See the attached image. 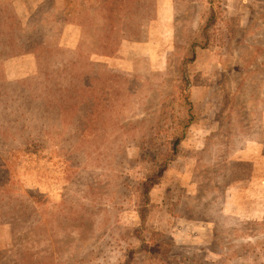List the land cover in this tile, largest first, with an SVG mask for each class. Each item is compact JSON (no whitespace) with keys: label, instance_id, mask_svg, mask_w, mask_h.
I'll list each match as a JSON object with an SVG mask.
<instances>
[{"label":"rangeland","instance_id":"rangeland-1","mask_svg":"<svg viewBox=\"0 0 264 264\" xmlns=\"http://www.w3.org/2000/svg\"><path fill=\"white\" fill-rule=\"evenodd\" d=\"M71 2L72 0H63L60 4V17L68 13L75 14L74 11L79 13V9ZM149 2L156 5L154 15L150 13V16L152 22H157L150 24L151 20L139 19L133 26L132 20L131 25L129 24L132 29L126 33L124 46L112 58H106L99 52L103 50L105 54H110L111 50L96 47L100 49L97 51L89 41L85 43L84 51L75 48L79 44L76 43L77 37H89L88 29L83 32L81 28L72 26L75 18L73 21L69 18L67 22L70 25L66 24L65 28L64 25L51 27L55 29L49 31L45 36L47 40H44L45 43L43 41L54 51H77L75 55L81 66L91 59L89 64L94 72L89 67L83 69L78 65L73 71L76 80L73 85L80 93L102 79L97 87L106 94L103 98L106 109L111 103L108 100L112 101V96L116 99L120 95L116 110L105 117L108 118L109 128L120 124L122 129H119L118 135L124 137L97 140L96 137L101 132L99 123L91 128L86 121L83 123L86 133L94 142L85 140L80 129H76V116L71 111H66L69 104L49 99L52 96L53 99L60 97L58 91L48 95L41 89L22 85L25 82L23 80L35 73V65L23 74L14 71L9 73L10 66L2 65L4 58L16 55L24 43L14 41L13 44L6 40L5 53L0 58V82L6 85L23 81L18 87L21 89L20 96L16 97L18 102H14L11 96L6 103L17 104L8 106L16 107L20 111L18 116L24 114L22 124L27 125L26 135L34 142L33 144L28 140V144H33L36 153L23 160L16 168L0 166V264H78L80 255L88 253V247L92 250L95 244L102 255L108 256V260L115 259L117 251L108 241H112L111 237L122 238L126 232L136 229L139 220L133 211L123 212L118 215V220H112L113 224L107 232L101 230L108 219V211L113 208L111 198L115 196L112 189L117 188V185L121 187L112 176L114 158L121 147L139 144V133L145 132L144 127L152 120L161 117L163 106L160 101H164L165 95L170 93L180 77L185 55L193 42L197 43V60L189 70L194 84L214 82L209 99L211 102L207 104L210 115L204 119V101L196 103V114L198 117L202 116L203 122V125L197 127L200 137H195L193 141L188 139L184 143L183 164L172 170L154 189L152 208L155 210V218L157 224L170 227L166 223L167 213L160 208L163 205L165 207L169 199L173 198L174 201H169L166 207L182 198L181 193H190L194 196L193 201L188 202L189 206L195 213L203 214L208 222L181 221L179 229L182 233L188 235L193 232L195 237L207 245L216 231L240 238L250 244L246 247L245 255L251 258L232 264H264V217H254L251 218L253 221H247L242 216L241 220L233 221L219 214L227 205L228 193L232 194L227 190L228 186L219 184L221 174L226 172L236 179L247 181L253 177V170L250 171L251 167L254 169L253 163L264 178V146L258 144L264 143V0H226L219 9L222 10V15L209 25L204 40L200 38L206 24L209 0ZM29 7L30 4L23 5L14 19L0 20V36L2 32L8 33V30L9 36H16L15 32H18V36H24L21 31H25L26 26L21 22L25 23L30 18V13L37 8L36 4H32V10ZM66 7H69L68 11ZM97 13L95 11L93 15ZM90 21L102 23L98 15ZM51 36L57 38L53 39ZM206 44V50L202 51ZM53 65L54 63L49 68L50 71ZM60 67L64 68L63 65ZM214 67L212 72L203 73ZM40 70L43 71L41 76L47 67L42 66ZM9 75L27 76L11 80ZM134 77L139 78L137 83L127 82ZM218 83H223L222 89L217 88ZM108 88L111 90L109 93ZM79 98L85 99V96ZM72 101L74 104L75 101ZM92 109L88 104L89 114ZM10 116L11 113L0 108V128L4 126L3 130L7 129ZM20 132L21 129L16 133L9 132L7 136L1 134L0 160L8 162L9 152L25 142ZM218 136L220 138L217 142L224 149L216 151L212 148L211 141ZM91 142L93 143L90 144ZM224 143H230V147L227 148L229 144L226 146ZM100 144L104 148L93 152V148ZM192 148L197 151L193 158L200 161L194 174L196 187L185 185L181 181L191 175L192 163L187 165L185 158L192 157ZM135 177L134 174L133 178ZM258 193H264V185L259 186ZM17 195L39 197L50 204L43 209L35 200H31L25 207H21ZM207 196L208 202H202ZM186 197L187 195L181 200H187ZM66 198L69 199L67 206L54 208L55 204L58 205ZM113 201L116 203L114 199ZM212 203L214 205L210 210L208 205ZM179 212L186 220L192 217L183 210ZM220 243L223 246L226 244L225 240ZM92 261L93 258L88 257L85 264H92Z\"/></svg>","mask_w":264,"mask_h":264},{"label":"trees","instance_id":"trees-1","mask_svg":"<svg viewBox=\"0 0 264 264\" xmlns=\"http://www.w3.org/2000/svg\"><path fill=\"white\" fill-rule=\"evenodd\" d=\"M225 1L209 0L210 6L207 8L205 15L206 24L202 30L200 40H204L207 37L209 25L222 15V10L219 11V9H221ZM215 8H218V10ZM150 10L151 8L147 4L141 8V3L138 0H105L95 10L98 12L95 15L99 16V20L105 22V24H102L103 26L101 25V31H98L97 43L100 42L99 46L97 44L95 46L106 47L105 49H110L111 53L114 54L121 46V40L126 38L127 31L130 28L132 29V26H130L132 20L141 14L145 16L149 15ZM95 11H91L80 17L85 19L81 21L85 22L84 27L86 29H90L93 27L92 25H95L93 21H90L95 17L93 15ZM85 43V41L79 42L76 47L80 48V51H84L82 47ZM206 46L207 44L202 48L205 49ZM196 47L197 43L193 42L189 52L185 55L180 77L175 81L170 93L165 95L164 101H160L163 106L161 117L152 120L150 124L144 127L145 132L139 133L138 136L141 137L139 144L121 147L114 158L115 166L112 176L115 177L117 183H120L121 187L117 185V188L114 187L112 189L113 196H115L111 198L113 208L108 211V219L101 230L102 232H107L106 230L113 224L112 220H118V215L127 211H133L137 214L139 225L136 229L126 232L122 238L116 239L111 237L112 241H108L109 244L114 245L117 251L114 260H108V256L102 255L95 244L92 250L88 247V253L80 255L78 264H85V260L88 257L93 258L92 264H230L238 257L242 259L251 258L249 255H245L246 247L250 244L247 241H239L240 238H233L223 232L216 231L212 236L213 239L207 245V243H203L199 238L195 237L193 232V234L189 233L188 235L182 233V230L179 229L181 221L208 222V219L203 214H197L192 210L187 200L171 202L167 207L174 221V226L170 233H164L147 226L149 208L151 206V194L159 181L174 166L180 164V153L186 140L187 132L197 118L195 114L196 107L193 104L190 90L194 82L191 78L192 76L188 73V65L194 63L196 60ZM75 52L77 51L73 49L46 50L42 54L43 58L47 55L45 62L42 61L41 57L35 73L28 79L23 80L25 82L19 81L6 85L0 82V108L11 113L7 129L3 130L4 126L0 128V136L1 134L7 136L9 132L15 131L16 133L21 129L22 132L19 134H22L21 138L25 139V142L20 144L17 149L9 152L10 159L8 162L0 160V166L8 165L16 168L23 160L36 153L33 150L34 142L32 139L29 140L30 137L26 135L27 125H23V121H21L24 114L18 116L20 111H17L16 107H9L17 104L6 103V100L11 96H13L14 102H18L16 97L21 94V89L18 88L21 82H23L22 85L24 86L41 89L43 93H48V95L51 93L52 95L55 94V90L58 91L60 97L53 99L52 96L49 99L53 102L62 100L69 104V108L66 111H71L76 116L78 122L76 129H80L85 140L89 139V141L94 142V139H90L86 133V128L83 124L86 121L88 124L90 123L91 128L94 127L95 123L96 125L99 123L101 132L99 136L97 135V140L104 138H108L109 140L123 136L118 135L120 133L119 129H122L120 124H117L115 128H109L107 118L111 113L113 114L111 111L116 110L120 95L116 99L112 96L113 100H108L112 104H108L109 108L106 109V106L103 104L105 103L103 98L106 94L103 89L101 90L97 87V83L101 82L102 79H98L80 93L76 91V86L73 85V82L76 81L73 75L74 69H77L76 67L79 65L80 68L85 69V67H89L90 71L93 70L89 61L81 66ZM52 54L54 55L51 57ZM53 63V68L50 71L49 68ZM61 65L64 66L63 69H60ZM42 66H46L47 70L40 76V73L43 72L40 70ZM86 70L88 69L86 68ZM138 81L139 78H135V80L127 82L137 83ZM54 87L56 89H53ZM107 91L109 93L111 90L108 88ZM99 95L101 96L99 97ZM84 96L85 99L79 98ZM72 99L75 101L74 104ZM88 104L93 108L90 112L91 114L87 111ZM24 108L26 110L25 106ZM106 115L107 117H105ZM26 136L27 138H25ZM61 137H64V135ZM28 140L33 144H28ZM102 148H104V145L100 144L93 148V152ZM5 156L7 157V154ZM250 171H252V167ZM134 174L136 175L135 178H133ZM69 181L74 183L71 179ZM16 197L21 207H25L31 200H35L43 209H46L50 204L49 201L42 200L39 197L27 195H17ZM68 203L69 199L66 198L58 205L55 204L54 208L60 209L62 206H67ZM32 210H34L33 205ZM182 210L187 215H191V219L186 220L182 216L183 214L179 212ZM214 217L218 218L217 216ZM222 240H225L226 244L224 246L220 243Z\"/></svg>","mask_w":264,"mask_h":264},{"label":"crops","instance_id":"crops-1","mask_svg":"<svg viewBox=\"0 0 264 264\" xmlns=\"http://www.w3.org/2000/svg\"><path fill=\"white\" fill-rule=\"evenodd\" d=\"M104 1L105 0H72L71 3H74V5H76L77 9H79V13H76L73 10L75 14L68 13V14H63L64 16L60 17L59 7H60V4L63 2V0H0V20H2V21H6L8 18H13V19L16 18V14H18L20 12V9H21V7H23V5L30 4V7H29L30 10L33 9L32 4H36V7H37L35 9V11L30 13V18L25 23L21 22V24L26 26L25 31H23V30L21 31V34L24 33V36H18V32H15L16 36H9V33H10L9 30H8V33L6 31L4 33L2 32V34L0 36V40H1L0 41V58L5 53L6 40L7 41L9 40V42L10 43L12 42L13 44H14V41H23L24 42L23 44H21V49L16 55L4 58V60L1 62L2 65H4L5 67L10 66L9 67V73L14 71L17 74L27 73L29 71V68L32 65H35L37 68L41 57H42L43 62H45V59L47 58V55L43 58V56H42L43 52L46 50H49L51 48V46L49 44H44L45 41L47 40L45 37L46 34L49 31L55 29V28H51V27H60V26L62 27L64 25V28H65L66 24L70 25L67 22V20L70 18L73 21V18H75L76 20H74L71 23V24H73L72 26L76 27V28H81L82 31L84 32V30H87V29L84 27L85 22H83L81 20H85V19H82L80 17L88 14L91 11H95L98 7H100L103 4ZM138 1L141 3V8H142V6H145L147 4L151 8V10L149 12V15H147V16H145L143 14L137 16L134 19L133 26H134L135 21L139 20V19L151 20L150 24H155L157 21L152 22V19H151L152 16H150V13H152L154 15V12H155L154 8H156V5H152L149 2V0H138ZM65 4H66V2H65ZM55 6L57 9L55 8ZM69 7L72 8L71 5ZM69 7L68 8L66 7L67 11L69 10ZM2 23L7 24L6 22H2ZM93 24H96V22H93ZM102 24H105V22H102L101 24L92 25L93 27L88 29L89 30V37H85L83 39H80L79 37H77L76 43L82 42V41H85V42L89 41L91 44H94V46L96 44L99 46L100 42L97 43L98 31L99 32L101 31L102 27L100 25H102ZM5 28L9 29L8 27H5ZM5 33H7V34H5ZM51 37L53 39L57 38L54 36H51ZM64 38H65V36H64ZM126 40L127 39L121 40L122 44L117 49V51H115L114 54H112V53L105 54L104 51H99V52H102L103 54H101V55H103L106 58H112L121 50V48L124 46V43L126 42ZM43 41H44V43H43ZM28 42H29V44H28ZM84 46H85V44H84ZM84 46L82 48H84ZM96 47L97 46H95V49L98 51L99 49H97ZM76 48H78V47H76ZM108 50H110V49H108ZM204 50H206V49H203L202 51H204ZM86 56L89 58V55L87 53H86ZM196 60H195V62H196ZM89 62H91V59L89 60ZM194 63H192V64H194ZM192 64H190L188 66V73L190 75L192 73L190 72L189 68L191 67ZM214 69H215V67L212 68L211 70H209V69L205 70V72H203V73L212 72ZM25 76H27V75L10 76V79L12 80L14 78L16 79V78H21V77H25ZM135 78H137V77L132 78V80H135ZM213 83L214 82L203 83L202 85L193 83V85H191V88H190L192 101H193V104L195 105V107H196V103L200 102L201 100L204 101L203 102V105H204L203 114L205 113V117H203L204 119L209 118V115H210V110L207 109V104H210V102H211V101H209V99H211L210 97H211V94L213 92V88H214ZM217 88L222 89L223 83H218ZM196 109H197V107H196ZM196 109H195V114H196ZM196 115H197V118H196L195 122L192 124L190 130L187 132L185 142L188 139H191L193 141L195 139V137H198V138L200 137V132H199L200 130L198 131L197 127L200 126V124L203 125L202 116H199V117H201V118H199L198 114H196ZM202 135H204V134H202ZM216 138H217L216 140L211 141L212 148L216 149V151L223 150L224 147L219 145V142H217V141H219L220 137L218 136ZM224 144L226 146L229 144L227 148L230 147V143H224ZM258 144H262V146H264V143L258 142ZM183 147H185V144H183L182 149H181L180 164H177L176 166H174L173 169H171L167 175H169L172 172V170L178 168L179 165L183 164V157H184V153H185V151L183 153ZM187 147L188 146L186 145V152L188 150ZM217 149H219V150H217ZM199 150H200V148H199ZM196 152L197 151H194V148H192V157H189V158L186 157L185 158L187 165L189 163H192L191 175L187 176L186 178H183L181 180V181H183V183H185V185L195 186L194 179L196 180V178H194V174L196 173V169H198L199 162H200L198 158H195V159L193 158V155ZM252 166H254V169H252L253 172L251 171L253 177L247 179V181L242 180L240 178L236 179V178H234V175L233 176H231V174L228 175V174H226V172L221 174V177H219V184L228 186L227 190L232 193V194L228 193V197L226 199L227 205L223 211L220 210V212H219V214L223 218H225V219L230 218L234 221L236 219L241 220V217L243 216V218H247V221H253V219H251V218H254V217L263 218L264 217V193L263 194L258 193L259 186L264 185V178H262L261 173L257 172L256 164L252 163ZM250 167H251V165H250ZM232 168H235V166H233ZM166 176L164 178H166ZM164 178H162L160 181H162ZM156 186H155V188H156ZM200 186H201V183H200ZM154 192H155V190H153V192L151 194V206L149 208L147 226L151 229H156V230L164 232V233H170L173 226H174L173 225L174 221H173V217H172L171 213L167 210L166 205L169 203V201H171V200L174 201V200H173V198L169 199L168 202L165 204V207L163 205L160 208L161 210L164 209L165 213H167V214H165L166 217L168 218V222H166V223L170 224V227H168V226L163 227L160 224H157V220L155 218L156 217L155 210H154V208H152V203H153L152 200H153V193ZM181 195L183 198L187 195L186 198H187L188 202L193 201L194 195H192L190 193L188 194L185 192L181 193L180 197H181ZM181 199L182 198H179L178 200H176V202L181 201ZM208 200H209V197L207 196V197H204L202 199V202L207 203ZM242 201H245V203H243ZM199 202H200V200H199ZM215 203L216 202H214V204ZM214 204L212 203V204L208 205L210 210H211V206ZM133 213L137 216V214L135 212H133ZM240 241H241V239H240ZM241 260H243V259L238 257L237 259L233 260L230 264H232L234 262H240Z\"/></svg>","mask_w":264,"mask_h":264}]
</instances>
